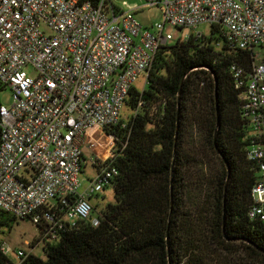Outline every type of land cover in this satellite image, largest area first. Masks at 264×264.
Here are the masks:
<instances>
[{"label":"trees","instance_id":"1","mask_svg":"<svg viewBox=\"0 0 264 264\" xmlns=\"http://www.w3.org/2000/svg\"><path fill=\"white\" fill-rule=\"evenodd\" d=\"M256 57L215 25L160 46L146 88L128 92L131 116L102 129L111 146L94 155L117 171L113 202L96 213L92 204L91 219L66 222L54 236L50 223H35L45 258L24 253L13 263L0 250V264H264V220L248 214L257 165L247 157L233 70L245 77ZM194 127L196 144L186 134ZM209 158V173L196 175L190 166ZM59 207L36 213L58 219L67 210ZM17 219L0 209V226Z\"/></svg>","mask_w":264,"mask_h":264},{"label":"built area","instance_id":"2","mask_svg":"<svg viewBox=\"0 0 264 264\" xmlns=\"http://www.w3.org/2000/svg\"><path fill=\"white\" fill-rule=\"evenodd\" d=\"M144 1L142 8L161 10L150 27L111 0H0V92L12 94L9 106L0 103L1 210L50 223L52 236L66 222L91 219L88 198L117 171L100 161L88 198L78 192L86 131L118 122L135 79L147 75L160 46L173 42L167 24L198 35L199 25H215L242 50L264 48V0ZM233 70L247 157L258 174L248 214L264 220V60L245 77L241 67ZM42 206L67 210L54 219L53 212L36 213ZM0 250L10 251L3 243Z\"/></svg>","mask_w":264,"mask_h":264},{"label":"rangeland","instance_id":"3","mask_svg":"<svg viewBox=\"0 0 264 264\" xmlns=\"http://www.w3.org/2000/svg\"><path fill=\"white\" fill-rule=\"evenodd\" d=\"M116 8L120 11H131L137 20L140 21L142 25L145 27H150L151 24L161 21V10L158 6L141 9L144 0H111ZM209 26L206 24H201L197 27V31L202 34L209 33ZM164 32L171 33L173 39H177L178 37L183 36L184 34L189 33V29H179L170 25H166L164 28ZM173 40V41H174ZM263 48H255L254 52L257 54L256 59H261V55L263 53ZM28 74H32L33 71L31 68L26 69ZM132 86L138 91H142L146 88V75L145 73L140 74ZM0 103L6 106H9L12 103V94L9 90H3L0 92ZM132 110L125 104L122 105L120 110V119L123 121H127L128 118L132 114ZM187 134V141L191 140L194 144L197 143V140L192 139L193 136L197 138V130L194 127L189 130ZM109 146V147H108ZM111 146V138L107 135L102 129L94 127L89 128L86 131V137L84 140V144L82 146L83 155L86 158V165L83 166L80 174L79 180L81 182V187L78 189V192L83 194L86 198L88 191L86 187L94 175L93 170L94 167L91 164V159L95 160V156L100 154H106L105 151ZM190 147V144H189ZM95 155V156H94ZM105 157V155H102ZM99 156L100 159H103ZM200 158V156H199ZM202 158V157H201ZM204 158V157H203ZM207 159V158H204ZM213 164V160L209 158L207 161L205 160L202 164H197L192 167V171L194 173H209V169ZM197 170H201L200 172H196ZM91 204L97 205L95 209V213L100 210L105 204L113 202V188L112 186H107L101 189L99 192L93 194L88 198ZM93 213V217L95 216ZM0 243H3L5 246L9 247V252L7 253L8 258L16 263L19 261V257L17 256V251L21 250L24 253H33L41 258H45L43 252L44 241L40 238V230L35 223L31 221L30 218H22L13 221L10 227L0 226ZM231 264H235L233 260L230 262Z\"/></svg>","mask_w":264,"mask_h":264},{"label":"crops","instance_id":"4","mask_svg":"<svg viewBox=\"0 0 264 264\" xmlns=\"http://www.w3.org/2000/svg\"><path fill=\"white\" fill-rule=\"evenodd\" d=\"M141 9H144V8H142V6H141ZM99 162H100V161H96V160L93 161V160L91 159V164H92V165H93V163H95L96 165H99ZM86 164H87V163H86V158H85L84 155H83V166L86 165ZM93 167H94V166H93ZM97 169H98V167H96V168L94 167V170H93L94 175H95V172H97ZM94 175L92 176V179L94 178ZM92 179H91V180H92ZM16 263H17V262H16Z\"/></svg>","mask_w":264,"mask_h":264}]
</instances>
